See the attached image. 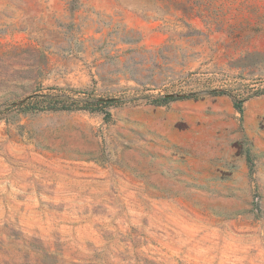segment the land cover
I'll return each instance as SVG.
<instances>
[{
	"label": "rangeland",
	"instance_id": "374dc122",
	"mask_svg": "<svg viewBox=\"0 0 264 264\" xmlns=\"http://www.w3.org/2000/svg\"><path fill=\"white\" fill-rule=\"evenodd\" d=\"M0 264H264V0H0Z\"/></svg>",
	"mask_w": 264,
	"mask_h": 264
},
{
	"label": "trees",
	"instance_id": "16d2710c",
	"mask_svg": "<svg viewBox=\"0 0 264 264\" xmlns=\"http://www.w3.org/2000/svg\"><path fill=\"white\" fill-rule=\"evenodd\" d=\"M72 100L71 98H62L54 95H45L31 103V109H93L95 102H82V100ZM82 102V104H80Z\"/></svg>",
	"mask_w": 264,
	"mask_h": 264
}]
</instances>
